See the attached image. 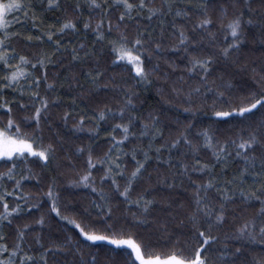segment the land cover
<instances>
[{
  "label": "snow or ice",
  "instance_id": "obj_1",
  "mask_svg": "<svg viewBox=\"0 0 264 264\" xmlns=\"http://www.w3.org/2000/svg\"><path fill=\"white\" fill-rule=\"evenodd\" d=\"M0 162V264H264V0H0Z\"/></svg>",
  "mask_w": 264,
  "mask_h": 264
},
{
  "label": "trees",
  "instance_id": "obj_2",
  "mask_svg": "<svg viewBox=\"0 0 264 264\" xmlns=\"http://www.w3.org/2000/svg\"><path fill=\"white\" fill-rule=\"evenodd\" d=\"M49 16H51V13H49ZM49 23L53 22L51 20L48 21ZM42 47H48V45H42ZM130 65L128 68H124L123 65L119 66V67H112L109 69L110 72H115V73H120V74H127L130 70ZM210 118V113H208L207 111H205L204 113H202L199 116L200 120H204L205 122L208 121V119ZM211 119L216 120L219 122V126L221 127V129H227L230 125L234 124L236 122L237 117L232 116V117H223V118H216V117H211ZM80 135V134H78ZM33 160H35V158H32ZM9 165L0 162V170H4L8 167ZM35 167H37L38 170V166L34 165ZM20 168L17 169V171H19ZM51 175V173L46 172L45 176ZM62 184L64 183L63 181L61 182ZM10 187V185H9ZM24 188L25 191H32V192H36L39 190L38 185H36L34 182L28 181L24 184ZM66 194V193H65ZM63 195V194H62ZM80 196H88V193L86 191H80V190H75L74 191V197H80ZM11 201V198H9ZM40 205L41 207L38 210H30L31 211V215L33 217H38L40 215L41 211H47L48 210V202H47V198H43L40 201ZM54 215V214H53ZM37 228H41V226H36ZM46 231V228L44 229ZM153 240V247L155 249L156 252H160L163 253L167 250L168 245H166L163 241H157L156 237H152ZM88 243H93V242H88ZM96 247L93 249V251H99L101 254V260L103 261V259L105 258V255H112L117 259H122L126 254L125 252L120 249V250H116L115 252H113L112 250L115 248V246L109 245L108 242L105 241H97L94 242Z\"/></svg>",
  "mask_w": 264,
  "mask_h": 264
}]
</instances>
